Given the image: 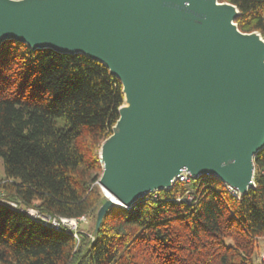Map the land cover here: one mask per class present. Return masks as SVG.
<instances>
[{
  "label": "trees",
  "instance_id": "trees-1",
  "mask_svg": "<svg viewBox=\"0 0 264 264\" xmlns=\"http://www.w3.org/2000/svg\"><path fill=\"white\" fill-rule=\"evenodd\" d=\"M219 1L237 7L241 32L264 38V0ZM123 105L122 84L103 64L0 43V264H255L264 239V149L247 195H233L214 176L178 180L130 207L113 205L93 238L79 243L68 227L29 215L97 216L107 200L100 149Z\"/></svg>",
  "mask_w": 264,
  "mask_h": 264
},
{
  "label": "water",
  "instance_id": "water-1",
  "mask_svg": "<svg viewBox=\"0 0 264 264\" xmlns=\"http://www.w3.org/2000/svg\"><path fill=\"white\" fill-rule=\"evenodd\" d=\"M219 0H0V43L83 55L123 87L101 145L109 209L169 191L181 173L255 188L264 149V38L243 33Z\"/></svg>",
  "mask_w": 264,
  "mask_h": 264
},
{
  "label": "built area",
  "instance_id": "built-area-1",
  "mask_svg": "<svg viewBox=\"0 0 264 264\" xmlns=\"http://www.w3.org/2000/svg\"><path fill=\"white\" fill-rule=\"evenodd\" d=\"M193 178L190 177V175L187 173V172H183L181 173L180 177H179V181H186V182H189L190 180H192ZM177 180V181H178ZM229 189V191L235 195V196H240L239 192L230 187L229 185H226ZM179 201L181 200V198L178 199ZM186 200L190 201L192 200V197L190 195H187L186 196ZM11 205V204H10ZM11 206H15L16 205H11ZM33 211L35 210H32V212L27 211L29 213V215L35 217V218H38L40 219L42 222H44L45 224H49L51 227L55 228V229H60L61 227H68L71 231L74 232V237L75 238H78V234H76V229L78 227V224L81 223V222H84L86 221V217L83 216V217H80L78 219H69V218H56V217H51V216H45V215H42V214H39L36 212L35 214H33Z\"/></svg>",
  "mask_w": 264,
  "mask_h": 264
},
{
  "label": "rangeland",
  "instance_id": "rangeland-1",
  "mask_svg": "<svg viewBox=\"0 0 264 264\" xmlns=\"http://www.w3.org/2000/svg\"><path fill=\"white\" fill-rule=\"evenodd\" d=\"M5 183V172H4V165L3 160L0 158V185ZM99 185V184H98ZM101 188V187H100ZM102 190V188H101ZM11 205H14L15 203H9ZM17 206V204H15ZM27 211L34 209H26ZM37 211H33V214H35ZM38 213V212H37ZM39 215V213H38ZM86 221L81 222L78 224V227L76 229V234H78L77 242L79 243L82 236H88L89 238H93L92 230L96 226V217L95 216H85ZM254 261L255 264H258L260 262H264V239H259L256 243L255 253H254Z\"/></svg>",
  "mask_w": 264,
  "mask_h": 264
},
{
  "label": "bare ground",
  "instance_id": "bare-ground-1",
  "mask_svg": "<svg viewBox=\"0 0 264 264\" xmlns=\"http://www.w3.org/2000/svg\"><path fill=\"white\" fill-rule=\"evenodd\" d=\"M122 205V204H121Z\"/></svg>",
  "mask_w": 264,
  "mask_h": 264
}]
</instances>
